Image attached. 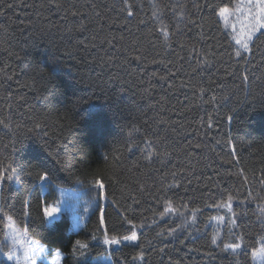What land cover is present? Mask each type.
Masks as SVG:
<instances>
[{"label":"trees","instance_id":"trees-1","mask_svg":"<svg viewBox=\"0 0 264 264\" xmlns=\"http://www.w3.org/2000/svg\"><path fill=\"white\" fill-rule=\"evenodd\" d=\"M222 7L234 13L226 23ZM246 14L247 0H0V165L16 169L4 214L61 264H253L264 247V35L236 55ZM97 180L106 203L80 230L67 215L47 223L59 188L92 199ZM229 196L231 212L217 207ZM132 230L135 242L104 243Z\"/></svg>","mask_w":264,"mask_h":264},{"label":"snow or ice","instance_id":"snow-or-ice-1","mask_svg":"<svg viewBox=\"0 0 264 264\" xmlns=\"http://www.w3.org/2000/svg\"><path fill=\"white\" fill-rule=\"evenodd\" d=\"M56 7H59L57 4ZM209 8L212 7V5H208ZM237 12L242 11V7H237ZM73 15H76V13H73ZM128 15H133L132 11L128 12ZM155 15V14H154ZM218 15L222 18L227 20V17L231 15L230 9L228 7H222L219 9ZM245 19L247 20V28L242 29L241 34L239 36H234L233 39L235 40V43L239 45L240 50L236 52L237 56L241 55V51L248 52L250 51L249 44L253 42V37L256 36L257 32H260L261 29H264V0H247V14L245 16ZM235 31V28H234ZM261 35H264V32L260 33ZM163 35L167 39L168 32L164 31ZM247 79V77H245ZM231 119V118H229ZM211 127V125H209ZM154 153L149 152L146 159L149 161L152 159ZM14 173H16V169L12 168L11 171L3 165H0V189H4L5 182H12L16 177L14 176ZM242 174V173H241ZM30 175V173H29ZM39 180L42 184H46L50 180V174L45 171L42 174H39ZM245 182H247V178H245ZM264 183V181H262ZM94 187H97L100 189L99 196L100 198L104 197V184L97 180L95 182ZM0 198H2V192H0ZM232 197L229 196L228 200L225 204L217 205V207H225L228 211H232V205H231ZM58 209L53 206L46 205L43 210V215L45 219L53 218L54 215L57 213ZM173 207L171 202H168L164 208V213L162 215L173 212ZM0 214H3V219L7 221L6 228L11 227L12 228V236H13V244L9 247L8 251H4L3 255L7 258V260L11 261L13 259V254L11 249L16 246V237L20 235V233L17 231L15 226L12 223V217L4 214L3 206H0ZM27 215V212H26ZM182 215V213H181ZM222 219V218H221ZM232 225H235V221L231 222ZM100 225L101 227L104 226V216H103V207H101V219H100ZM134 228V226H133ZM95 239V237H93ZM137 239V235L135 230L131 231L130 235H124L122 237L117 238L116 236L109 237L107 234L104 236V243L106 245H117L120 244L121 241H128V242H135ZM25 243L27 244H33V241L27 240L26 236L24 237ZM217 242L216 236H213L212 244L215 245ZM241 245L240 243H225L223 248L225 251L231 249L232 253H236L238 249H240ZM88 248V245L77 240L75 243V246L72 250V255L76 256L77 252L79 251L80 255L83 256L84 252L82 250ZM21 251L23 253V259L28 261V264H35V261L31 259L29 256L30 249L28 247H25L23 244H21ZM44 249L41 248L38 244L35 245L34 248L31 249V255L35 256L37 252H43ZM142 259V256L139 257ZM259 258L262 262H264V247H261L255 251L252 252V259L256 260ZM16 264H20V257H17Z\"/></svg>","mask_w":264,"mask_h":264},{"label":"rangeland","instance_id":"rangeland-1","mask_svg":"<svg viewBox=\"0 0 264 264\" xmlns=\"http://www.w3.org/2000/svg\"><path fill=\"white\" fill-rule=\"evenodd\" d=\"M232 16L234 17L233 12H231V15L227 17V20L222 19L221 17L220 18L223 22L226 23L228 20L232 18ZM261 31L264 32V29H261ZM96 189L100 191L99 188L96 187ZM87 192L88 191L86 189L81 188L79 185H75L74 187L71 188H59L56 192L57 193L56 201L53 204L48 205L57 208L58 211L53 218L46 219L47 223H52L58 220L62 215H67L70 223L71 232H77L78 230H80L84 226L86 219L88 218L89 214L93 211L94 207L97 206L98 203H100L102 206H104L106 203L105 198L104 197L100 198V196H97L92 199H88ZM89 192L92 193V191ZM12 223L17 229V231L20 233V235L15 238L16 246L11 249L13 254V259L9 261L3 255V252L8 251L9 247L13 244L12 228L11 227L6 228L7 221L4 220V237L2 242L0 243V264H16L17 257H20V264H28V261L23 259L21 244H23L25 247H28L30 249L29 256L31 257L32 260L35 261V264H61L62 254L58 250L55 251L48 250L41 243L29 238L26 231L24 229L17 227L13 222V220ZM25 236L27 240L33 241L34 243L33 244L25 243L24 240ZM123 243H128V241H121L120 244ZM36 244H38L41 248H43L44 251L37 252L35 256H32L31 249L34 248ZM252 262L253 264H264V262H262L259 258H257L256 260L252 259ZM96 263L110 264L111 261L107 257H102L96 260Z\"/></svg>","mask_w":264,"mask_h":264}]
</instances>
